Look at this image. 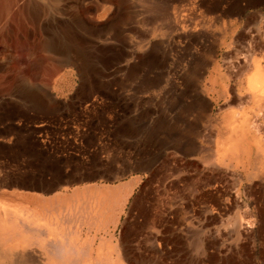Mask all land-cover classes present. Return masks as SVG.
<instances>
[{
	"label": "rangeland",
	"instance_id": "374dc122",
	"mask_svg": "<svg viewBox=\"0 0 264 264\" xmlns=\"http://www.w3.org/2000/svg\"><path fill=\"white\" fill-rule=\"evenodd\" d=\"M261 57L264 0H0L1 245L46 264H264ZM182 123L194 154L166 148ZM145 138L147 171L112 173Z\"/></svg>",
	"mask_w": 264,
	"mask_h": 264
},
{
	"label": "bare ground",
	"instance_id": "6f19581e",
	"mask_svg": "<svg viewBox=\"0 0 264 264\" xmlns=\"http://www.w3.org/2000/svg\"><path fill=\"white\" fill-rule=\"evenodd\" d=\"M194 1V0H193ZM237 6L241 5L240 1H236ZM175 7V6H174ZM31 8V7H30ZM222 8V7H221ZM160 9V8H159ZM175 9V8H174ZM164 16L166 19L170 21L169 24L173 27V29H176L175 26H178L180 23L183 22L184 19L180 15L179 11L172 10V14H168L167 8L165 7L164 9ZM179 10V9H178ZM224 10V9H223ZM181 11V10H180ZM193 11V10H192ZM33 13V12H32ZM188 15V14H187ZM261 24V23H260ZM183 25V24H182ZM184 26V25H183ZM260 26V25H259ZM259 30V29H258ZM180 32V31H179ZM261 33V32H260ZM167 44V43H166ZM262 45V44H261ZM263 46V45H262ZM260 49V48H259ZM262 49V48H261ZM252 50V49H251ZM263 50V49H262ZM163 52V51H162ZM236 52V51H235ZM258 52V51H257ZM236 56V55H234ZM228 57V56H227ZM264 59L258 58L253 61V70L250 75V77L247 79V89L249 92V97L254 101V103L260 108H264ZM250 63V62H249ZM251 64V65H252ZM164 66V65H163ZM250 66V65H249ZM252 68V66H251ZM200 72V71H199ZM198 75V74H197ZM196 75V76H197ZM243 82V81H242ZM245 83V82H244ZM199 92V91H198ZM237 95V94H236ZM247 95H244V97ZM240 97V96H239ZM238 97V98H239ZM243 97V96H242ZM248 97V96H247ZM249 98V99H250ZM242 99V98H240ZM255 107V106H254ZM264 110V109H263ZM260 114V113H259ZM262 115V114H261ZM189 124V123H188ZM256 125V124H255ZM253 126V125H252ZM257 126V125H256ZM255 126V127H256ZM254 127V128H255ZM257 128V127H256ZM178 130V129H177ZM244 136V135H242ZM185 143V142H184ZM228 144H225V147ZM262 144L258 143V148H260ZM233 148V147H232ZM226 149V148H225ZM224 149V150H225ZM190 150V149H189ZM227 150V149H226ZM234 150V149H233ZM259 154L264 157V147H261L258 150ZM264 159V158H263ZM262 159V160H263ZM259 164H262V161L259 158ZM260 166V165H259ZM168 169V168H167ZM204 175V174H203ZM13 234V233H12ZM11 234V235H12ZM12 237V236H11ZM8 238V239H7ZM9 240V234L6 235V237L3 236V238H0V264H46L44 260V256L34 252V250L27 251V250H20L16 252H9L8 250L5 249L6 245L11 244V242H7ZM13 240V239H12ZM5 241V242H4ZM8 243V244H5ZM1 244H5V247ZM199 243L196 242V245Z\"/></svg>",
	"mask_w": 264,
	"mask_h": 264
},
{
	"label": "crops",
	"instance_id": "0c3cea01",
	"mask_svg": "<svg viewBox=\"0 0 264 264\" xmlns=\"http://www.w3.org/2000/svg\"><path fill=\"white\" fill-rule=\"evenodd\" d=\"M203 101L206 103L204 97H202V102ZM157 125H161L162 126V122L161 121L158 122ZM166 125H168V123L164 124V126H166ZM178 128L180 129V131L179 130H175V133H176L175 134V139H176V142L181 141L182 143H179V144L177 143V145L176 144L175 145H173V144L167 145L166 148L174 149V151L182 153L183 155L194 154V153L198 152V149H200V147L198 145H196L192 139L187 138L186 140L185 139L181 140L180 139L181 135H179L180 133H183L184 131L185 132H189L190 130L193 131V124H191V123H189V124L188 123H182L180 125L178 124ZM124 130H122V131H124ZM125 134H126L125 132L120 133V135L123 136L122 139H125L124 138ZM229 140L230 139H228V138L223 139V143L226 144L227 141H229ZM121 141H124V140H121ZM143 142H144V144L143 145L140 144V146H139V153H138L139 162H138V164H136L135 167H134V165H131L129 163L128 164H124L123 163V165L113 166L111 172L112 173H137V174H141V173L146 172L147 171V166H148V163H146V153H141L142 148L145 150L146 147H147L146 138L143 140ZM224 147H225V145H224ZM261 158H262V156L260 154V159ZM141 161L143 162L142 164H141ZM125 226H124V228H125ZM155 228L157 229L156 225H155ZM155 232H157V231H155Z\"/></svg>",
	"mask_w": 264,
	"mask_h": 264
}]
</instances>
